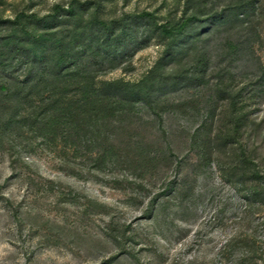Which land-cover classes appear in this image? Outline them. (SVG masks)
<instances>
[{
  "label": "rangeland",
  "instance_id": "1",
  "mask_svg": "<svg viewBox=\"0 0 264 264\" xmlns=\"http://www.w3.org/2000/svg\"><path fill=\"white\" fill-rule=\"evenodd\" d=\"M73 1L84 19L109 23L150 15L144 18L148 25L138 29L139 40L149 36V42L134 52L128 39L118 53L131 55L119 58L113 69L106 64L97 84L144 80L164 51L166 41L156 27L195 11L187 0H0V20L42 17ZM256 1L258 39L252 50L264 67V0ZM206 7L215 11V0ZM197 28L206 30L200 37L207 41L197 44L205 53L206 83L167 95L169 102H186L162 115L167 135L146 111L143 121L155 122L136 130L138 140L159 148L168 143L174 155L169 160L167 151L148 168H135L128 163L131 157L119 153L95 170L80 151L31 138L23 141L12 169L0 150V264H236L241 254H227L225 247L238 237L253 240L252 264H264V86L250 85L256 80L253 69L237 61L231 66L237 67L232 91L249 86L234 114L226 100L217 103L215 72L227 60L220 61L216 46L224 39L212 34L211 22ZM191 59L183 60L185 68ZM203 122L197 143L205 134L215 138L210 162L202 155L208 149L191 144ZM254 172L262 178L255 179Z\"/></svg>",
  "mask_w": 264,
  "mask_h": 264
},
{
  "label": "trees",
  "instance_id": "2",
  "mask_svg": "<svg viewBox=\"0 0 264 264\" xmlns=\"http://www.w3.org/2000/svg\"><path fill=\"white\" fill-rule=\"evenodd\" d=\"M194 1L187 0L195 9L192 14L173 25L156 27L160 31L158 36L166 41L164 51L148 76L137 84L122 81L97 84V78L106 64L113 69L112 64L119 58L131 55L128 51L118 53L128 39L134 52L149 42V36L141 41L138 38V29L148 25L144 22V18L150 17L148 13L125 15L106 23L94 17L84 19L73 1L66 8L55 6L42 17L18 14L12 20H0V150L8 154L11 168L21 158L23 141L31 138L41 139L47 147L60 144L65 150L80 151L95 170H101L119 153L131 157L128 163L135 168H148L159 157L163 159L167 151L168 160L173 157L168 143L159 148L138 140L136 130L139 126L147 129V124L155 120L162 129V115L186 105L169 102L167 95L189 85L206 83L205 53L197 47L207 41L206 37H200L206 30L196 31L203 22H211L212 34L215 32L224 39L216 46L220 61L227 60V64L216 69L215 98L217 103L226 100L234 114L241 92L249 84L232 91L237 76V67H231L233 63L241 61V68L253 69L256 80L250 85L264 86V67L257 64L252 50L258 39L253 25L257 1L215 0V11L213 7L207 9L208 0ZM191 56L192 63L185 68L183 60ZM145 111L153 114L155 120L143 121L140 115ZM235 120L238 126L239 119ZM143 122L144 125L138 124ZM203 126L204 122L196 129L191 144L197 149H208L202 155L210 162L215 138L205 134L198 145ZM162 132L167 135L164 129ZM254 176L262 178L258 172ZM253 248L251 238L238 237L225 250L230 255L241 254L236 264H252Z\"/></svg>",
  "mask_w": 264,
  "mask_h": 264
}]
</instances>
